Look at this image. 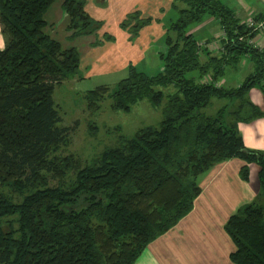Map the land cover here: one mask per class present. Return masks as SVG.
<instances>
[{
    "label": "trees",
    "instance_id": "1",
    "mask_svg": "<svg viewBox=\"0 0 264 264\" xmlns=\"http://www.w3.org/2000/svg\"><path fill=\"white\" fill-rule=\"evenodd\" d=\"M54 1L0 0V264H134L192 210L199 175L231 158L244 161V181L249 164H257L260 189L223 225L234 244L229 259L264 264V154L248 149L238 129L261 115L247 96L252 87L264 90V52L247 43L254 33L220 0H172L176 17L165 24L162 69L148 74L129 63L108 94L111 108L124 112L143 98L153 107L165 98L161 120L130 136L119 132L114 145L83 165L60 151L74 126L60 125L53 90L82 76L77 48H63L46 31L44 13ZM85 5L62 0L69 39L103 24ZM208 17L225 32L220 52L201 48L189 32ZM152 21L134 10L119 27L132 40ZM244 55L254 71L236 87L215 86L225 67H236ZM192 71L197 75L187 76ZM108 90L88 91V108L97 110ZM213 98L238 104L206 114L202 109Z\"/></svg>",
    "mask_w": 264,
    "mask_h": 264
},
{
    "label": "crops",
    "instance_id": "2",
    "mask_svg": "<svg viewBox=\"0 0 264 264\" xmlns=\"http://www.w3.org/2000/svg\"><path fill=\"white\" fill-rule=\"evenodd\" d=\"M166 1L167 5L163 6L164 0H86L87 13L103 24L93 34L69 39V32L66 30L69 18L61 9L62 0H55L44 13L46 31L58 40L63 48H77L81 58L80 65L84 68L86 76L124 70L129 63L143 64L148 56L155 59L165 52V30L162 23L153 22L143 27L138 36L130 40V34L122 30L119 23L134 10H139L143 17L161 18L165 14V7L168 8L172 2ZM220 1L241 21L248 15L261 18L264 13V0ZM160 9L164 11L160 12ZM189 32L194 37L197 33L210 34V37H202L197 39L198 41L213 40L219 45L222 44L221 25L216 18H206L202 23L192 26ZM104 33L113 36V40H104ZM0 41L4 45L1 30ZM97 41H101L100 44H96ZM85 53L87 60L84 59ZM201 58L204 59L203 56ZM242 58L245 59V66L246 60L249 61V74L252 73L255 67L253 60L249 55ZM247 96L259 107L261 115L250 122H239L238 129L248 149L264 154V90L257 86L252 87ZM228 103L235 107L238 100ZM243 164V160L231 158L214 165L204 172L202 177L199 176L201 191L194 199L192 210L173 228L149 243L142 252L144 256L146 254L151 259L155 258L158 264H233L229 254L234 250V244L224 231L223 225L239 205L256 200L260 189L257 164H249L247 181L242 180L239 175ZM179 249H183L185 258L176 261L173 254L179 253Z\"/></svg>",
    "mask_w": 264,
    "mask_h": 264
},
{
    "label": "rangeland",
    "instance_id": "3",
    "mask_svg": "<svg viewBox=\"0 0 264 264\" xmlns=\"http://www.w3.org/2000/svg\"><path fill=\"white\" fill-rule=\"evenodd\" d=\"M166 3L167 1L164 0L163 6L167 5ZM171 5L172 2L168 8L165 7V14L161 16V18L150 16L153 18L151 23L160 22L163 24L165 30V24H168L170 19L176 17V12L171 8ZM162 11L164 10L160 9V12ZM209 35L210 34L204 33V35H202L201 33H197L195 38L210 37ZM155 46L157 47L158 44ZM87 58L88 56L85 53L84 59L87 60ZM244 62L245 59L241 58L236 67H225L224 74L218 80L224 83L225 87H234L238 85L250 72L248 68L250 65L249 61L246 60V66ZM136 64L133 65L148 74L156 73L162 69V61L159 55L155 57V59H151L150 56H148L143 64L139 62ZM79 70L82 76L81 78L74 77L64 80L61 84L55 86L52 94L58 113L62 119L60 125L74 126L70 132L69 144L61 148V154H73L81 164L84 165L91 158L100 153L106 146L114 145L119 132L130 136L140 127L154 125L161 120L165 98L162 103L156 107L150 105L148 100L143 98L135 103L128 112L111 108L112 100L108 94L113 90L117 81L127 75V69L116 70L106 74L92 73L89 76L84 74V68L81 65H79ZM196 75V71L187 73V76ZM101 85L108 87V93L99 101L100 107L97 110H90L87 106L88 101L86 94L88 91ZM156 89L162 90L165 93L174 91L172 86H157ZM225 103H228V101L213 98L210 104L202 110L206 114H213ZM117 126H120V131L116 130ZM204 174L202 173L199 176L202 177ZM50 183L55 184L54 181ZM173 255L176 261L185 258L183 249H179V253ZM152 259L146 254L144 256V253H141L134 264H158L155 258Z\"/></svg>",
    "mask_w": 264,
    "mask_h": 264
},
{
    "label": "built area",
    "instance_id": "4",
    "mask_svg": "<svg viewBox=\"0 0 264 264\" xmlns=\"http://www.w3.org/2000/svg\"><path fill=\"white\" fill-rule=\"evenodd\" d=\"M250 32H253V37L247 40V43L250 44L252 47L257 48L259 51L264 52V13L261 18H256L255 16L248 15L245 17L243 21H241ZM221 39L225 38V32L221 29L220 32ZM243 40L242 37L239 38ZM199 46L201 48H207L209 50H213L215 52L222 51V45H219L215 41H199ZM221 84L220 81H215L214 85L219 86Z\"/></svg>",
    "mask_w": 264,
    "mask_h": 264
},
{
    "label": "clouds",
    "instance_id": "5",
    "mask_svg": "<svg viewBox=\"0 0 264 264\" xmlns=\"http://www.w3.org/2000/svg\"><path fill=\"white\" fill-rule=\"evenodd\" d=\"M3 47H4L3 42L0 41V50H3Z\"/></svg>",
    "mask_w": 264,
    "mask_h": 264
}]
</instances>
